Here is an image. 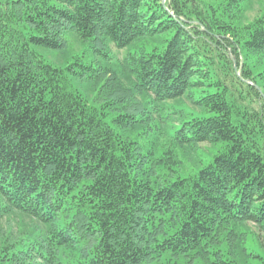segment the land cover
<instances>
[{
  "label": "trees",
  "instance_id": "16d2710c",
  "mask_svg": "<svg viewBox=\"0 0 264 264\" xmlns=\"http://www.w3.org/2000/svg\"><path fill=\"white\" fill-rule=\"evenodd\" d=\"M249 2L0 0V221L36 223L0 241V264H264L248 228L264 229V10L243 24ZM68 34L109 62L128 50L133 87L82 56L48 63L38 49ZM183 97L209 116L184 114L160 156L125 135ZM202 144L206 163L162 179Z\"/></svg>",
  "mask_w": 264,
  "mask_h": 264
},
{
  "label": "rangeland",
  "instance_id": "374dc122",
  "mask_svg": "<svg viewBox=\"0 0 264 264\" xmlns=\"http://www.w3.org/2000/svg\"><path fill=\"white\" fill-rule=\"evenodd\" d=\"M263 10L264 0H250L245 10L243 24H248L253 21L260 16ZM67 42L69 46L63 50L38 49V51L48 63L57 68L67 67L70 63L74 62V58L77 56H82L86 64H90L94 67L108 66L109 64V66L118 73L120 80H122V84L128 88L133 87L134 81L122 74V64L127 56L128 50H118L112 47L110 52L113 59L109 62L95 52V48L92 44H82L74 38L72 34L67 35ZM239 74L240 72H238V75ZM92 84V81L86 76L81 79L77 77L73 78V86L75 89L91 103L97 92ZM191 111L196 112L200 116H209V114L192 106L186 101V98L183 97L175 101L165 102L160 106V112L155 115L153 121L141 123L135 131L125 135L133 141H136L143 148L144 152L148 151L150 148H155L157 156H160L170 148V142L165 136V133H169L173 125H182L184 121L189 119L183 117V115ZM216 151L217 147L209 144L200 145L197 151H179V162L176 165H172L171 169L160 172L162 179L174 181L177 178L188 177L198 168L194 166L198 165L199 160H204L206 163ZM35 224L34 220L21 214H14L6 217L0 221V241L5 239L8 235H12L14 238L23 236L25 232L31 231ZM248 228L254 234L255 239L259 241L264 251V229L254 224H248ZM172 262L174 263V260L167 254L160 260L145 264H173ZM178 264H184L183 259L178 261Z\"/></svg>",
  "mask_w": 264,
  "mask_h": 264
}]
</instances>
